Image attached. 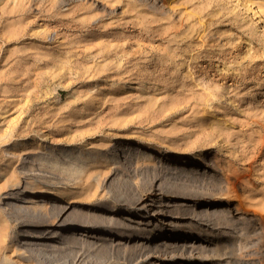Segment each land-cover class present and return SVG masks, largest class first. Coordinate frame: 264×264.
Listing matches in <instances>:
<instances>
[{
  "label": "rangeland",
  "instance_id": "obj_1",
  "mask_svg": "<svg viewBox=\"0 0 264 264\" xmlns=\"http://www.w3.org/2000/svg\"><path fill=\"white\" fill-rule=\"evenodd\" d=\"M241 1L0 0V127L28 125L26 139L43 130L56 148L114 151L116 163L88 167L100 174L99 189L123 176L129 190L162 200L166 214L152 218L185 215L209 228L201 244L213 251L187 248L167 261L263 264L264 0H248L258 19ZM206 97L205 109L193 112L191 100ZM200 145L204 161L174 158ZM145 151L152 156L138 159ZM225 175L237 178L228 201ZM208 194L223 196L214 204L222 210L241 202L251 221L182 209ZM79 196L68 201L97 208ZM10 223L0 258L20 235ZM224 240L235 250L222 253Z\"/></svg>",
  "mask_w": 264,
  "mask_h": 264
},
{
  "label": "bare ground",
  "instance_id": "obj_2",
  "mask_svg": "<svg viewBox=\"0 0 264 264\" xmlns=\"http://www.w3.org/2000/svg\"><path fill=\"white\" fill-rule=\"evenodd\" d=\"M240 4L246 10H251L253 15L258 14L248 0ZM259 17L257 15L256 19ZM261 28L264 30V21ZM209 100L208 97L201 102L193 99L190 102L191 109L193 112H202ZM14 123L11 121L5 127H0V190L8 189L5 191L8 197L0 207V212L6 214L0 219V240H8L10 221L15 222L20 235L13 241L11 251L10 248L3 250L0 259L10 264H186L175 257L173 261L167 260L176 253L184 255L185 250L190 248L209 249L208 246L205 248L207 244H201L204 240L201 238H210L209 228L183 214L179 218L172 215L164 219L152 218L155 214H159V217L166 214L162 200H157L152 192L151 197H143L141 193L129 190L128 184L121 179L123 176L116 177L118 183L114 188H98L100 174L89 173L88 167L98 160L116 163L114 151L67 147L70 143L56 148L48 142L47 133L43 130L36 131L37 137L26 139L23 135L28 133V125L23 124L17 131ZM17 134L19 138H16ZM110 144H113L112 141ZM204 150L205 145H200L196 151H186L182 156L175 154L174 158L198 163L205 159L201 155ZM122 151L124 154L125 150ZM136 156L138 159L150 158L152 152H137ZM15 163L17 165L13 166ZM6 168L10 169L7 171ZM193 168L198 169L196 166ZM92 180L96 185H91ZM236 183V177L225 175L223 185L226 192L221 193L224 197L221 194L195 197L193 203H182V209L186 212L194 210L205 213L208 210L222 213L226 222H233L236 218L250 220L252 218L246 215V208L241 202L234 208L227 205L224 210L214 207L222 197L226 201L231 198ZM211 185L221 188L222 181H212ZM79 195L95 203L97 208L68 201ZM154 201L160 202L157 205ZM207 204L208 207H203ZM132 211L137 213L135 217L128 215ZM114 234L117 236L114 237ZM197 240H200L198 244L195 243ZM223 245L224 250L220 253L224 254L234 251L236 246L234 240H224ZM78 246L79 249L84 248L88 260H83L82 254L77 255Z\"/></svg>",
  "mask_w": 264,
  "mask_h": 264
}]
</instances>
